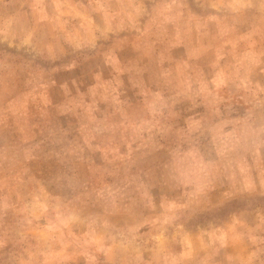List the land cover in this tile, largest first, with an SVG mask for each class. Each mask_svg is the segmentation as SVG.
Listing matches in <instances>:
<instances>
[{
	"label": "rangeland",
	"instance_id": "374dc122",
	"mask_svg": "<svg viewBox=\"0 0 264 264\" xmlns=\"http://www.w3.org/2000/svg\"><path fill=\"white\" fill-rule=\"evenodd\" d=\"M0 264H264V0H0Z\"/></svg>",
	"mask_w": 264,
	"mask_h": 264
}]
</instances>
